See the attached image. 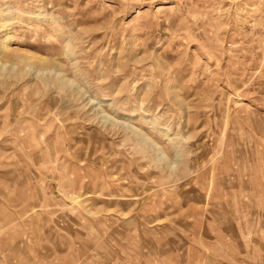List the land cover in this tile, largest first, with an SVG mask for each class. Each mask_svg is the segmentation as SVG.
Instances as JSON below:
<instances>
[{"label":"rangeland","instance_id":"374dc122","mask_svg":"<svg viewBox=\"0 0 264 264\" xmlns=\"http://www.w3.org/2000/svg\"><path fill=\"white\" fill-rule=\"evenodd\" d=\"M0 264H264V0H0Z\"/></svg>","mask_w":264,"mask_h":264}]
</instances>
